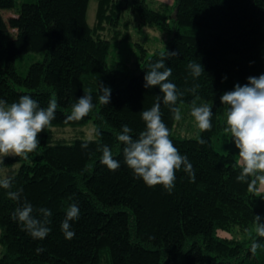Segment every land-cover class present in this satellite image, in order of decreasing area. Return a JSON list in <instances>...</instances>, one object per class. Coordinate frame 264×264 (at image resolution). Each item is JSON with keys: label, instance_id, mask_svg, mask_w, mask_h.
<instances>
[{"label": "trees", "instance_id": "16d2710c", "mask_svg": "<svg viewBox=\"0 0 264 264\" xmlns=\"http://www.w3.org/2000/svg\"><path fill=\"white\" fill-rule=\"evenodd\" d=\"M91 1L34 0L18 6L17 0H0V99L10 105L29 95L45 109L51 99L58 104L51 126L38 137V148L27 158L0 163V174L2 168L12 172L6 177L11 189L0 187V264H264V247L251 250L253 241L264 244L255 223V215L264 218V191L238 182L242 169L236 157L214 147L227 127L229 106L221 96L236 84H247L249 77L264 75V0H175L159 10L136 0L130 6L140 28L174 34L166 50L152 56L136 44L134 63L113 49L120 41L129 43L128 35L118 42L117 35L101 34L105 24L119 22L126 9L122 1L97 0L95 27L88 21ZM5 11L14 15L6 19ZM32 54L41 59L23 75L18 60ZM161 58L172 68L169 80L184 93L177 101L182 119L174 120L161 102L162 120L195 172L192 182L183 168L178 170L171 193L135 176L117 139L122 125L132 129L134 138L145 130L140 113L162 93L158 86L145 88L144 77ZM190 62L203 66L200 77L192 76ZM99 83L111 90L108 105L99 102ZM197 84L193 94L189 90ZM89 92L92 111L81 120H67L73 105ZM193 101L211 107L210 131L196 126L190 115ZM90 122L96 126L94 140L55 138V129ZM85 143L87 149L81 147ZM105 145L120 163L116 171L101 163ZM18 189H23L21 201L9 199L7 192ZM25 200L52 213L51 231L43 240L33 239L12 218ZM74 202L80 215L72 222L75 237L67 240L61 223ZM38 247L44 251L38 254Z\"/></svg>", "mask_w": 264, "mask_h": 264}, {"label": "clouds", "instance_id": "9594fccd", "mask_svg": "<svg viewBox=\"0 0 264 264\" xmlns=\"http://www.w3.org/2000/svg\"><path fill=\"white\" fill-rule=\"evenodd\" d=\"M175 56L177 53H169ZM188 68L194 78L204 73L200 63L190 62ZM172 76V68L167 67L165 58L152 63L144 80L145 88L159 87L162 96L156 97L154 106L149 110L142 111L141 117L146 128L138 137H133L132 129L128 125H122L117 139L124 145L123 156L126 165L133 171L135 176L142 178L149 187L162 185L169 193L175 187L176 172L183 168L192 182H195V172L187 156H182L174 146L170 137V131L161 114V102L168 106L173 114V119H182L181 109L177 101L184 95L179 92L176 85L169 80ZM226 79V77H225ZM199 88L197 84L190 89L193 94ZM99 102L104 105L110 103L111 90L109 87L99 83ZM198 99V97H197ZM223 105H227V127L225 133H230L235 147L239 150L238 165L242 169L237 176L238 182L248 183L249 190H264V75L249 77L248 83L241 86L236 84L235 89L221 96ZM58 104L51 99L47 108L40 107L38 101L29 95H23L18 102L10 105L0 99V158L23 157L27 158L39 146V135L51 126L55 119ZM93 97L89 93L81 96L72 107L69 121H78L87 116L93 109ZM190 115L194 118L196 126L201 130L212 129V109L208 104L196 105L192 102ZM199 143L205 141L199 139ZM87 149L88 144H82ZM101 163L111 171L120 168L119 161L113 159L110 148L105 145L102 148ZM259 186V187H257ZM0 187L11 189V178L0 179ZM23 189L8 191L9 199L20 202ZM34 213H38L36 215ZM49 209H34L32 204L26 200L15 209L12 214L14 220H18L23 229L33 238L43 240L51 229ZM80 209L74 202L67 211L61 223V230L67 240L75 237L72 230V222L79 219ZM264 218L255 215L256 233L264 238ZM264 247L257 241H253L251 250L256 252L257 248ZM37 253H42L43 248L38 247Z\"/></svg>", "mask_w": 264, "mask_h": 264}, {"label": "rangeland", "instance_id": "374dc122", "mask_svg": "<svg viewBox=\"0 0 264 264\" xmlns=\"http://www.w3.org/2000/svg\"><path fill=\"white\" fill-rule=\"evenodd\" d=\"M34 0H17L18 6L25 2H32ZM122 1V2H121ZM136 0H120L121 3L126 7L124 9L122 16H120L119 22L115 24V26H111L108 23L105 24L104 29L101 30V34L104 37L112 39L114 35H117L118 42L125 35L130 37L129 43H117L113 46V49L116 50V55L119 58H128L131 56V63L137 58V49L136 44H140L144 46L149 53V56H152L156 51H164L174 33L169 32H161L152 27L140 28V19L132 10L130 3L132 4ZM148 4L155 10H159L164 7H172L174 5L175 0H147ZM97 12H98V2L97 0H92L88 10V21L92 27H95L97 24ZM14 13L5 11L4 16L6 19L13 16ZM116 27V28H115ZM117 29V32L114 30ZM136 54V55H135ZM38 54L27 55L19 58L18 60V68L21 74H26L29 66L36 62L35 59L40 60L41 56H37ZM37 56V58L35 57ZM135 56V57H134ZM96 126L94 122H90L86 127H78V128H62L55 129L54 134L55 138L60 141L70 142L75 139H84V140H94ZM215 149L222 154L232 153L237 161L239 160V150L235 147V143L232 140L230 133H225L223 131L214 142ZM11 157V156H10ZM6 158H0V163H2ZM21 164H17L15 169L18 170ZM10 174H12L11 170L8 168L1 169V177L6 178ZM259 187V186H257ZM256 191V190H255ZM256 191L258 193L263 192ZM2 231L0 230V238ZM220 235L225 238H233V234L221 232ZM239 237H244L243 234H239ZM3 254V246L0 243V258Z\"/></svg>", "mask_w": 264, "mask_h": 264}]
</instances>
